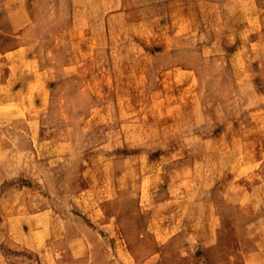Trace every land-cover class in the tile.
I'll list each match as a JSON object with an SVG mask.
<instances>
[{
	"label": "rangeland",
	"instance_id": "rangeland-1",
	"mask_svg": "<svg viewBox=\"0 0 264 264\" xmlns=\"http://www.w3.org/2000/svg\"><path fill=\"white\" fill-rule=\"evenodd\" d=\"M25 1L0 0V264H264V0Z\"/></svg>",
	"mask_w": 264,
	"mask_h": 264
},
{
	"label": "crops",
	"instance_id": "crops-1",
	"mask_svg": "<svg viewBox=\"0 0 264 264\" xmlns=\"http://www.w3.org/2000/svg\"><path fill=\"white\" fill-rule=\"evenodd\" d=\"M9 1H10V3H16V0H9ZM27 1L28 0L25 1L26 5L28 4ZM15 8L16 7L13 6V9H10L9 10V13H8V18H10V19L12 18V20H16V18H17L16 12H18V11ZM24 15H25V18H27V20L28 19H31V17H32V16L30 17V11L28 10L27 7H26V10H25ZM188 75H191V74H188ZM187 145H188V139L180 140V141L177 142V144H174L175 148H180L181 149L180 150V153L183 152L182 150L185 147H188ZM14 146L19 147V150L20 151H25V152H28L29 151V152H31L32 149L34 148V143H33V140L29 138V139H26L25 140V143L24 144L19 143V142H16L14 144ZM180 153L178 155H180ZM180 157H182V155H180ZM128 158H129V154H126V155H122L121 156L122 161H126V160H128ZM169 163H171L169 165V171H170V173L176 174V173H180V172H186V170H187V169H184L186 167V165H185L186 163L184 161H181L180 158H176V159L172 160ZM90 169H92V168H90ZM79 173L81 175L82 171L80 170ZM108 173H109V170H108ZM11 178H14L13 180H15V181H14V185H12L10 187V190L16 192V194H17V192H20L22 195H24V198L21 201L22 204H21V202L17 204V201H13V199H11L12 198L11 197L9 199V201L6 202V204H8V206L10 207V209H14V210L18 209L19 210L18 212H20L19 213L20 216H22L25 219H31L33 215L42 216V215L46 214L47 211H48V209H46L45 206H41L40 205L43 202H39L38 201L37 195L35 197L37 199V201H34L33 200L32 193H31L32 190H33L31 170H29V169L24 170V172H21V174L19 176H11ZM18 180H21V181L19 182ZM105 188H106V186H105ZM84 189L85 190H88V191L90 190L91 193H93L99 199L103 198V196L105 194H107L106 191H102V187H93V189H92L89 186V187H85ZM76 192H78L79 195L81 193L79 190L76 191ZM177 193L178 192H176V194ZM184 193L185 192L182 190L181 194H184ZM169 195H172V192H170ZM105 198L106 197H104L103 199H105ZM1 199L5 200L4 198H1L0 197V200ZM6 204H3V205H6ZM0 205H2V202H1ZM18 205H19V208H17ZM20 205H21L22 208H20ZM107 205L108 204L105 203L102 207H96V206H94V207L90 208V210H94L96 212L97 216H99V212H102V210H103L104 211V214H103L104 217H106V218H107V216L111 217L112 214L108 213V209L109 208H108ZM91 221H93V220H91ZM122 224H124V223H122ZM89 225H91L90 222H89Z\"/></svg>",
	"mask_w": 264,
	"mask_h": 264
}]
</instances>
